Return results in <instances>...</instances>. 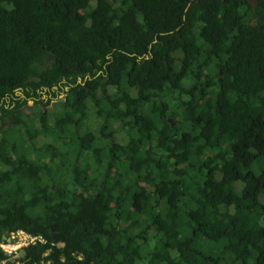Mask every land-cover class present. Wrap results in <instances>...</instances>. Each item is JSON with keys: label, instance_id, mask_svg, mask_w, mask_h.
<instances>
[{"label": "trees", "instance_id": "16d2710c", "mask_svg": "<svg viewBox=\"0 0 264 264\" xmlns=\"http://www.w3.org/2000/svg\"><path fill=\"white\" fill-rule=\"evenodd\" d=\"M19 230L45 242L0 262L264 264V0H0Z\"/></svg>", "mask_w": 264, "mask_h": 264}, {"label": "built area", "instance_id": "2783aa9c", "mask_svg": "<svg viewBox=\"0 0 264 264\" xmlns=\"http://www.w3.org/2000/svg\"><path fill=\"white\" fill-rule=\"evenodd\" d=\"M5 239V241L0 242V247L10 257L16 254L20 249H23L31 244L45 242L43 237L32 235L23 230L11 232Z\"/></svg>", "mask_w": 264, "mask_h": 264}, {"label": "rangeland", "instance_id": "374dc122", "mask_svg": "<svg viewBox=\"0 0 264 264\" xmlns=\"http://www.w3.org/2000/svg\"><path fill=\"white\" fill-rule=\"evenodd\" d=\"M254 1V0H252ZM63 95H61L60 97H62ZM55 101V100H54ZM33 103H30L29 104V107H32ZM53 105H51L50 107H44L43 110L46 111V113L49 111L50 108H52ZM28 114H32V111L31 109H28L27 110ZM242 186H243V183L242 182H237L235 187H236V190L237 191H240L242 189ZM210 250L212 252H214L215 254H218L221 256V264H229V262L233 261V257L232 255L230 254H226L224 252V246L222 243H219V244H215V243H212V242H208L206 244Z\"/></svg>", "mask_w": 264, "mask_h": 264}, {"label": "flooded vegetation", "instance_id": "af4514ba", "mask_svg": "<svg viewBox=\"0 0 264 264\" xmlns=\"http://www.w3.org/2000/svg\"><path fill=\"white\" fill-rule=\"evenodd\" d=\"M249 1H252V0H249ZM20 250L16 254H14L13 256H11V258H9V259L10 260H16V261H18L21 258V256H20ZM0 264H7V261L0 262Z\"/></svg>", "mask_w": 264, "mask_h": 264}, {"label": "water", "instance_id": "95a60500", "mask_svg": "<svg viewBox=\"0 0 264 264\" xmlns=\"http://www.w3.org/2000/svg\"><path fill=\"white\" fill-rule=\"evenodd\" d=\"M30 103H33L32 101H30ZM26 254V251L24 249L20 250V256L23 257Z\"/></svg>", "mask_w": 264, "mask_h": 264}]
</instances>
